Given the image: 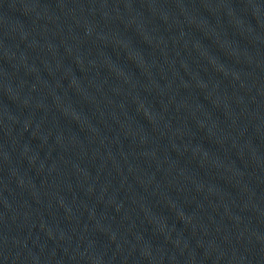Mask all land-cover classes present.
Instances as JSON below:
<instances>
[{"label": "water", "instance_id": "water-1", "mask_svg": "<svg viewBox=\"0 0 264 264\" xmlns=\"http://www.w3.org/2000/svg\"><path fill=\"white\" fill-rule=\"evenodd\" d=\"M0 264H264V0H0Z\"/></svg>", "mask_w": 264, "mask_h": 264}]
</instances>
